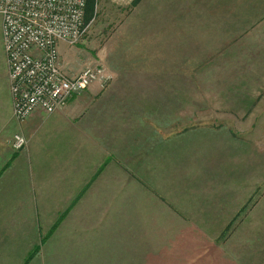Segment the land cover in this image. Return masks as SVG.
<instances>
[{
	"label": "crops",
	"instance_id": "crops-1",
	"mask_svg": "<svg viewBox=\"0 0 264 264\" xmlns=\"http://www.w3.org/2000/svg\"><path fill=\"white\" fill-rule=\"evenodd\" d=\"M159 1L132 3L151 29L129 34H181V66L169 49L126 55L109 83L23 122L0 17V264H25L36 248L27 264H264V148L205 114L264 96V22L234 0ZM240 34L245 53L232 48Z\"/></svg>",
	"mask_w": 264,
	"mask_h": 264
},
{
	"label": "built area",
	"instance_id": "built-area-1",
	"mask_svg": "<svg viewBox=\"0 0 264 264\" xmlns=\"http://www.w3.org/2000/svg\"><path fill=\"white\" fill-rule=\"evenodd\" d=\"M87 0H0L1 34L14 118L25 121L41 110L62 109L69 98L97 82L104 86V67L93 63L77 74L62 65L59 42H80L86 25ZM26 138L13 135L10 145L23 148Z\"/></svg>",
	"mask_w": 264,
	"mask_h": 264
},
{
	"label": "rangeland",
	"instance_id": "rangeland-1",
	"mask_svg": "<svg viewBox=\"0 0 264 264\" xmlns=\"http://www.w3.org/2000/svg\"><path fill=\"white\" fill-rule=\"evenodd\" d=\"M126 1L131 2L133 0H96L93 18L86 21V31L80 42L74 45L59 42L62 65H64L65 71L68 74L77 73L86 65L97 63L104 67V72L108 76L107 83H109L112 78L111 72L109 71L111 67H118L122 63L127 62L126 55L136 57L144 55L145 52L149 53L151 52L149 50L151 47L153 48V54L166 53L169 49L171 53L169 55L170 58H172V56L175 58V55L178 56V58L180 57L179 59L182 58L181 53L179 54L180 56L176 54V51L182 52L183 40L181 34H129L131 30L136 28V30H138V26H141V31H150L151 24L148 22H151V20L145 19V21H147L146 23L140 22L142 18L132 15L134 11L136 12V10H134L135 7L132 6V2L129 3V5H125L124 2ZM166 1L167 0H160L159 2L165 3ZM175 1L182 2L181 0ZM234 1L236 2L234 4L239 7H243L246 10L248 8L249 10H254L255 21L264 22V0ZM170 3L171 2H169L168 5L164 4L166 8L158 6V8L155 9L161 13V10H168ZM148 9H146V11ZM154 19H157V16H155ZM166 23L161 21L158 26H163L165 28L167 27ZM135 24L137 27H135ZM171 24L172 22H169V27ZM251 24V22L248 23L247 27ZM168 35L169 37L167 38ZM257 40L258 39H256V41ZM248 42L249 34H240L236 42L233 43L232 48L238 49L240 53H245L246 51L244 50L248 47ZM112 50H115V52H112ZM169 60L172 62L171 59ZM239 62H246V59H240ZM181 63L182 59L176 62V66H181ZM244 71H246V69ZM237 72L239 73L238 79H244L242 77V72ZM184 73H182L181 70L175 72V79L182 82V80L186 78L187 72ZM221 75L223 77L225 74ZM228 78L229 76H227V79ZM233 81H235V79H233ZM235 82H237V80ZM177 89L182 90V87H176V90ZM183 89L185 91L184 87ZM182 91H180V93H182ZM186 91L190 94L197 93L194 92V88H187ZM254 96H256L255 98H260L257 97V94ZM205 111V114L207 113L206 119L208 127L218 126L228 132L232 130L233 135L237 134L239 136L234 135V137L243 141L254 142L256 146L264 148V96H262L260 102L207 103ZM214 114L218 119H214ZM62 264L70 263L64 262Z\"/></svg>",
	"mask_w": 264,
	"mask_h": 264
},
{
	"label": "trees",
	"instance_id": "trees-1",
	"mask_svg": "<svg viewBox=\"0 0 264 264\" xmlns=\"http://www.w3.org/2000/svg\"><path fill=\"white\" fill-rule=\"evenodd\" d=\"M139 0H133V5H136L137 2ZM95 6H96V0H87L86 2V18L84 19V23L86 25V21H89L93 18L94 15V10H95ZM38 250V248H36L29 256V261L32 259L33 253H35ZM29 261L25 262V264H27Z\"/></svg>",
	"mask_w": 264,
	"mask_h": 264
}]
</instances>
